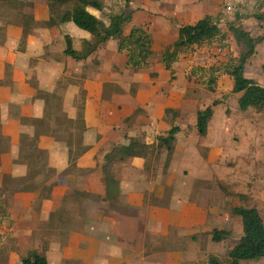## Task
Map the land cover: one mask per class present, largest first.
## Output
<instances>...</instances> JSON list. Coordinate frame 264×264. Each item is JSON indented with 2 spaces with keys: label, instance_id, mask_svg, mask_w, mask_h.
Segmentation results:
<instances>
[{
  "label": "crops",
  "instance_id": "1",
  "mask_svg": "<svg viewBox=\"0 0 264 264\" xmlns=\"http://www.w3.org/2000/svg\"><path fill=\"white\" fill-rule=\"evenodd\" d=\"M20 1L26 5L14 18L0 13V264H20L33 251L47 264H199L218 244L214 230L233 248L242 230L228 209L249 207V163L239 173L233 163L264 154V111L241 112L227 75L198 95L182 83L177 62L173 78L153 58L133 70L116 40L74 60L64 54L65 38L80 52L92 36L71 22L47 27L49 2ZM211 8L213 0H132L125 15L158 53L176 42L178 27L214 15ZM253 11L264 15V0H254ZM256 23L261 28L247 32L264 37V20ZM244 76L264 87V41ZM207 107L213 114L200 137L196 115ZM174 126L171 152L158 148ZM131 141L149 152L136 147L113 164L108 184L106 156ZM252 205L260 212L258 201Z\"/></svg>",
  "mask_w": 264,
  "mask_h": 264
},
{
  "label": "trees",
  "instance_id": "2",
  "mask_svg": "<svg viewBox=\"0 0 264 264\" xmlns=\"http://www.w3.org/2000/svg\"><path fill=\"white\" fill-rule=\"evenodd\" d=\"M49 11L50 18L45 23L47 27H52L64 23H73L80 30L88 32L92 36L91 42H84V49L76 52L72 49L71 40L65 38L66 48L64 54L74 60L87 58L101 45L109 40L118 42V51L125 53L126 66L133 70H140L149 67V60L156 59L163 65L164 69L169 71L173 78V65L177 62L180 54L193 53L202 46H218L228 51V59L218 67L207 69L206 71L214 77V83L224 75L229 76L233 81L231 94H240L237 100L238 109L241 112L249 108L260 112L264 111V87L260 86L252 79L244 76V69L247 61L255 54L256 46L264 41L263 36L254 37L250 32L245 31L241 25L248 17L240 15L235 10L233 19L227 21L225 12H219L216 15H207L199 19L192 25H182L178 27V39L167 52L162 54L152 52V39L150 34L142 27L131 24V16L120 14L108 15L107 22L101 18L92 15L88 9H93L99 13L104 12V0H50ZM159 1V0H151ZM0 4L7 8L21 13L22 7L26 3L20 0H0ZM259 4V2H258ZM261 4V2H260ZM255 11H259L256 9ZM225 14V15H224ZM251 18L261 22L264 15L258 12H252ZM222 21L228 22V30L225 35L220 27ZM129 28L128 33L125 30ZM236 44H242L246 50L237 56L231 55L230 41ZM196 71L190 70V75H196ZM227 96H223L224 100ZM221 103V100L214 101L213 106ZM166 113H174L167 110ZM213 110L207 107L198 110L196 115L195 128L200 137L206 135L207 125L211 119ZM179 132L178 127H172L165 137H159L158 148H165L171 152L175 136ZM139 147L141 154L145 156L149 148L145 145H137L131 141L128 146L114 147L110 154L105 158L103 173L110 183V168L116 162H121L125 156H131L134 148ZM232 216L240 219L242 235L239 241L227 253V262L223 263L215 255H209L206 264H241V262L258 261L264 259V221L260 212L255 206L233 207L230 210ZM227 236L225 231L214 230L211 240L220 243ZM20 264H47L45 258L39 256L37 252H30L23 258Z\"/></svg>",
  "mask_w": 264,
  "mask_h": 264
},
{
  "label": "rangeland",
  "instance_id": "3",
  "mask_svg": "<svg viewBox=\"0 0 264 264\" xmlns=\"http://www.w3.org/2000/svg\"><path fill=\"white\" fill-rule=\"evenodd\" d=\"M27 1H32V3H43L42 1L47 2V3L51 2L50 0H27ZM131 1L132 0H104L105 9H104V12L99 13V18H101L107 22L108 15H110V14H120L123 12L128 13V11H126V10L128 9ZM136 1L139 5H142L145 0H136ZM199 1H201V0H199ZM224 1L225 0H213V9L211 8L212 10H210L209 12L212 11L214 15H216L220 11L224 13V10H225ZM253 5H254V0H243L241 3L236 4L233 7V12L235 10H237V12L240 13V15H244V16L248 17V19L243 21V24L241 25V27L246 31H250L251 33H255V31H258L257 28H261V27H259L260 23H256V21L254 19H249V18H251ZM0 13L2 15L12 16L13 18H14V16H16L15 10L9 9L5 5H2V4H0ZM225 16H227V21H231L233 19V13L226 14ZM8 20H10V19H8ZM227 26H228V22H226V21H222L220 23L221 30L225 35L227 34V30H228ZM229 41H230L229 47L232 50L229 52L231 55L237 56L246 50L244 45L236 44L234 41H231V40H229ZM171 46L172 45L166 46L161 52H158V53L162 54L163 52H167L171 48ZM188 54H192V53L187 52L185 54H180V56L177 59V63L179 65L178 67L180 69V73L183 75V77L181 75L182 83L183 84H190L191 86H194L198 95H200L202 93L213 92L217 86L216 83H214L215 78L212 77V75L206 71L207 69L189 68L187 66V58H186L188 56ZM228 57H229V55L227 56V59H228ZM191 69L196 71L197 74L195 76L190 75ZM230 97H233V96H230ZM230 104L233 105V102L231 101ZM262 153H264V148H263ZM238 156H240V159L237 158L236 160H234L235 162L233 163V166H235V168L237 166H239V168H237L235 170L236 173L243 171L242 169L244 168V165L247 164L246 161L249 163L246 165L249 167L244 168V172L247 174V177L245 179L247 194L245 197L249 198L248 199L249 204H247V206H252L254 201H258V204H259L258 206H260V209H259L260 214L264 219V207H263V204H264V186H261V185H264V183H263V181H264L263 180L264 169L263 168L261 169L260 167L259 168H252V166H251V165H254V166L264 165V154L255 155V156L251 155L252 157L248 156L247 159L243 158L242 160H241L242 155H238ZM254 157H258L259 161H256ZM231 161L232 160H230V162ZM227 168H230V167H227ZM254 169H256V170H254ZM225 171H227V170H225V169L219 170V171L217 170L216 172L218 175H224ZM218 175H217V177H218ZM258 181H261V182H258ZM217 186L219 187V190L221 193H223V195H228L227 188L223 184L217 183ZM260 187L263 189H259ZM257 190H258V192L255 193ZM240 196L243 197V195H240ZM216 199H217V197H216ZM230 210H231V208L228 209L229 212H230ZM213 250H214V252L212 255L217 256L220 259V261L223 263L227 262V259H228L227 253L229 251V248L226 247V244L224 242H221V243L214 245ZM207 258L205 259L204 262L200 261L199 264H206ZM243 264H256V261L244 262Z\"/></svg>",
  "mask_w": 264,
  "mask_h": 264
},
{
  "label": "built area",
  "instance_id": "4",
  "mask_svg": "<svg viewBox=\"0 0 264 264\" xmlns=\"http://www.w3.org/2000/svg\"><path fill=\"white\" fill-rule=\"evenodd\" d=\"M243 0H225V14L233 13V7ZM228 51L218 46H202L197 48L192 54H188L187 66L189 68L210 69L218 67L227 60ZM5 230L0 218V239L4 236Z\"/></svg>",
  "mask_w": 264,
  "mask_h": 264
}]
</instances>
